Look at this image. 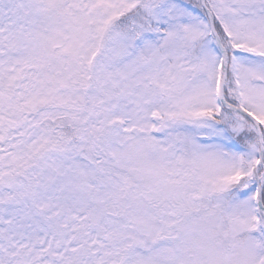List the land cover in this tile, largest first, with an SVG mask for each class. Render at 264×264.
I'll use <instances>...</instances> for the list:
<instances>
[{"label": "snow or ice", "instance_id": "obj_1", "mask_svg": "<svg viewBox=\"0 0 264 264\" xmlns=\"http://www.w3.org/2000/svg\"><path fill=\"white\" fill-rule=\"evenodd\" d=\"M0 264H264V0H0Z\"/></svg>", "mask_w": 264, "mask_h": 264}]
</instances>
